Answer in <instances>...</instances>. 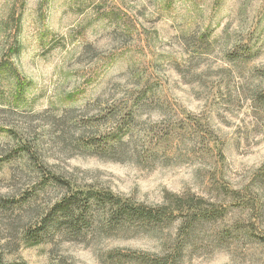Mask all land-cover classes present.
Listing matches in <instances>:
<instances>
[{
	"label": "rangeland",
	"instance_id": "rangeland-1",
	"mask_svg": "<svg viewBox=\"0 0 264 264\" xmlns=\"http://www.w3.org/2000/svg\"><path fill=\"white\" fill-rule=\"evenodd\" d=\"M66 182L223 216L42 228ZM143 258L264 264V0H0V264Z\"/></svg>",
	"mask_w": 264,
	"mask_h": 264
},
{
	"label": "trees",
	"instance_id": "trees-1",
	"mask_svg": "<svg viewBox=\"0 0 264 264\" xmlns=\"http://www.w3.org/2000/svg\"><path fill=\"white\" fill-rule=\"evenodd\" d=\"M115 115L116 113L109 111L105 117H114ZM119 119L114 131L117 136L116 142L122 143L124 133L127 132L125 130L127 124L124 116ZM88 143H85L86 148L99 147L98 155L105 153L106 147L100 149V146ZM65 189L60 200L42 218V228L47 221L54 219L52 223L55 229H60L63 226L66 231L80 235L83 229L91 226V215L93 209L96 208L100 213L102 231L107 232L115 225L127 224L136 229H148L179 221L178 236L183 237L192 231L199 222L219 219L223 216L214 205L195 196L171 195L165 199V203L161 206L146 207L131 204L127 200L114 196L111 192L96 190L93 187H75L66 182ZM141 262L147 264L148 261L143 258ZM150 264L156 263L150 262Z\"/></svg>",
	"mask_w": 264,
	"mask_h": 264
}]
</instances>
